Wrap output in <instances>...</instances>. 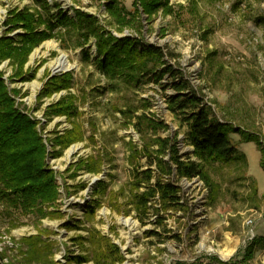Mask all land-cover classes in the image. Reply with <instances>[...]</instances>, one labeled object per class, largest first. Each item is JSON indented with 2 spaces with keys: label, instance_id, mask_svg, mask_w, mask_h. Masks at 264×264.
<instances>
[{
  "label": "rangeland",
  "instance_id": "rangeland-1",
  "mask_svg": "<svg viewBox=\"0 0 264 264\" xmlns=\"http://www.w3.org/2000/svg\"><path fill=\"white\" fill-rule=\"evenodd\" d=\"M118 1L133 13L135 0ZM48 2L58 3L71 15L77 8L96 16L105 31L119 38L131 36L162 48V68L171 67L173 74L160 83L147 78L136 85L122 78L107 80L97 67L94 39L85 47L90 61L84 60L82 48H72L76 38L68 40L69 49L50 40L32 53L28 66H41L36 78L7 82L10 89L19 90V108L40 122L38 129L52 154L54 138L72 129V123L65 116L49 120L45 110L67 92L41 102L37 96L53 73H66L53 70L65 57L68 72L74 75L70 91L78 98L83 140L63 150L59 158L48 154L59 193L57 202L45 207L53 215L26 214L0 202V264H77L72 262L74 256L90 260L83 264H96L92 256L100 250L92 245V237L104 238L117 248L123 260L116 264H264V0H171L175 15L160 11L150 23L143 15L141 33L136 28L116 30L106 10L110 0ZM25 7H32L31 0H0V37L8 13ZM0 71L5 79L12 75L8 62L0 65ZM180 82L187 83V90L177 92ZM194 91L208 103L214 118L258 140L246 142L240 133L231 135L248 167L203 165L217 186L214 192L201 179L177 181L184 210L163 211L160 217L151 210L141 222L130 205V184L135 171L161 156L158 139H170L183 159L200 163L186 143L187 126L167 102ZM126 109L132 113L120 112ZM92 160L99 164L98 173L78 166ZM152 169L157 177L155 165ZM88 206L96 208L91 218L86 214ZM153 206L159 208V201ZM245 256L253 258L245 261ZM98 261L109 264L102 258Z\"/></svg>",
  "mask_w": 264,
  "mask_h": 264
},
{
  "label": "trees",
  "instance_id": "trees-1",
  "mask_svg": "<svg viewBox=\"0 0 264 264\" xmlns=\"http://www.w3.org/2000/svg\"><path fill=\"white\" fill-rule=\"evenodd\" d=\"M31 2L32 7L14 9L8 13L4 22L6 31L0 37V65L8 62L12 70V75L8 79H5V74L0 71V202L5 201L9 207L20 209L26 214L36 211L42 217H49L54 213L47 212L45 207L57 202L59 196L54 173L47 164L50 153L38 129L40 122L19 108L16 100L19 90L10 89L7 82L33 81L41 66L35 68L28 66L32 53L50 40L60 42L62 49H69L68 40L73 38H76V42L72 48H82L86 61H90V51L85 47L91 39L95 40L97 67L107 80L122 78L136 85L140 79L147 78L149 81L160 83L164 76L173 73L171 67L162 68L165 65L162 48L145 44L131 36L119 38L113 32L105 31L96 16L81 9L73 8L71 15L58 3L51 5L48 0H31ZM106 10L112 24L121 33L130 28H136L141 33L144 29L143 15L150 23L160 11L165 15L176 13L171 0H135L133 13L128 12L118 0H110ZM16 31L21 33L11 36ZM150 76L152 77L149 78ZM73 79V72L49 77L37 96V101L41 102L63 91L67 92L59 101L48 105L45 110L49 120L52 117L65 116L72 123V129L54 138L56 147L50 155L55 158H59L63 150L83 140V125L78 121L80 115L78 98L70 91L74 86ZM175 88L177 92H183L187 90V83L180 82ZM167 102L170 111L187 126L186 143L193 147L194 156L200 163L183 159L176 149V143H172L170 139H158L161 156L157 158L155 156L153 160L149 159L148 167L135 171L134 179L130 184L132 189L130 205L141 222L148 219L151 210L158 217L163 211L184 210L181 188L175 184L177 181L201 179L214 192L217 186L210 182L203 165L220 163L224 166L235 165L237 168L247 169L246 155L232 142L233 133H240L246 142L258 141L240 130L236 132L230 124L214 118L203 105L198 92L173 96L168 98ZM120 112L124 115L132 113L128 109ZM166 154L167 160L164 159ZM96 162L93 160L87 164L81 162L78 166L86 167L89 172L98 173L99 164ZM261 164L264 168L263 154ZM152 165L157 169V177ZM172 178H175V181H172ZM251 183L253 193L257 194L256 182L252 179ZM100 185L104 187L103 183ZM157 200L160 206L154 208L153 203ZM95 212V207L88 206L86 214L90 218ZM91 243L97 244L100 250L92 256L96 264H101L99 258L109 264L122 262L123 258L118 256L117 248L110 246L104 238L96 240L92 237ZM102 243L108 246V250L102 249ZM261 245L264 248V239ZM245 257V261L253 258V256ZM89 261L81 256L72 258V262L77 264Z\"/></svg>",
  "mask_w": 264,
  "mask_h": 264
},
{
  "label": "bare ground",
  "instance_id": "bare-ground-1",
  "mask_svg": "<svg viewBox=\"0 0 264 264\" xmlns=\"http://www.w3.org/2000/svg\"><path fill=\"white\" fill-rule=\"evenodd\" d=\"M68 68H70V65L68 64L65 57H62L59 60H57V62L53 66L54 71L60 70V69L64 70V69H68Z\"/></svg>",
  "mask_w": 264,
  "mask_h": 264
},
{
  "label": "water",
  "instance_id": "water-1",
  "mask_svg": "<svg viewBox=\"0 0 264 264\" xmlns=\"http://www.w3.org/2000/svg\"><path fill=\"white\" fill-rule=\"evenodd\" d=\"M57 71H58V70H56L55 72H57ZM64 71H65V72H68V71H71V70H70V69H67V70L64 69ZM54 75H55V73L52 74V76H54Z\"/></svg>",
  "mask_w": 264,
  "mask_h": 264
},
{
  "label": "built area",
  "instance_id": "built-area-1",
  "mask_svg": "<svg viewBox=\"0 0 264 264\" xmlns=\"http://www.w3.org/2000/svg\"><path fill=\"white\" fill-rule=\"evenodd\" d=\"M115 35V34H114ZM125 37V36H124ZM203 100V99H202ZM206 104H208V103H205V102H203V105L204 106H206ZM41 121H43V119H41Z\"/></svg>",
  "mask_w": 264,
  "mask_h": 264
}]
</instances>
